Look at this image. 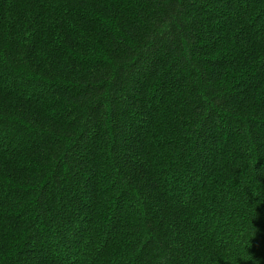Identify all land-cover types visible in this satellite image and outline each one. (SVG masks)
I'll list each match as a JSON object with an SVG mask.
<instances>
[{
    "label": "trees",
    "instance_id": "trees-1",
    "mask_svg": "<svg viewBox=\"0 0 264 264\" xmlns=\"http://www.w3.org/2000/svg\"><path fill=\"white\" fill-rule=\"evenodd\" d=\"M0 264H264V0H0Z\"/></svg>",
    "mask_w": 264,
    "mask_h": 264
}]
</instances>
